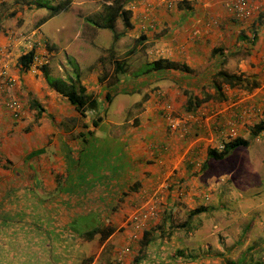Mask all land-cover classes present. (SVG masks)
<instances>
[{"label": "crops", "instance_id": "crops-1", "mask_svg": "<svg viewBox=\"0 0 264 264\" xmlns=\"http://www.w3.org/2000/svg\"><path fill=\"white\" fill-rule=\"evenodd\" d=\"M138 3L133 17L129 14L127 30L133 26L140 28L139 21L154 20L156 27L150 35L141 28L144 42L156 47L157 58L173 61L177 67L142 76H133V71L123 67L124 72L119 71L117 79L126 91L135 85L139 90L145 83L150 84L149 89L151 86L165 89V99L174 106L188 105L195 95L210 96L197 109L210 113L204 114L205 122L202 124L196 116L187 120L193 131L200 130V137L185 145V136L164 129L159 117L143 111L144 91L140 100L137 93L133 100L137 109L127 119L130 126L102 128L99 120L88 121L85 113L78 114L51 86L55 78L66 80L73 76L65 59L79 56L78 51L72 53L68 49L71 42L67 43L71 35L72 40L76 39L77 33L71 34L65 20L53 25L52 37L42 33L39 38L34 31L49 18L40 25L41 20L6 22L0 28V82L8 76L13 84L3 85L0 98L18 100L22 113L13 117L0 103V264H131L144 229L151 228L145 218L153 214L142 217L153 209L151 196H160L159 201L167 204L164 179L160 181L159 193L152 191V186L173 169L182 176L187 171H196L198 162L204 158H207L202 164L205 168L199 170L207 173L211 166H206L209 160L206 150L217 146L211 143L215 137L226 135L231 129L237 137L247 136L249 128L259 119L264 120L253 112L244 113L247 118L239 119L236 115L241 112L242 103H248L250 111L252 105L260 104L259 95L243 92L248 86L226 91L229 95H242L239 104L232 96L216 99L213 88H206L210 92L202 91L203 85H213L219 70L255 82L264 79V0H243L242 6L238 0H139ZM42 37L50 42L47 55L52 59L43 70L31 73L21 67L19 58L29 42H43ZM80 72L75 75L80 76L86 92L98 93L96 72L87 76ZM175 72L184 73L188 92L181 91L171 79V73ZM150 96L148 101L153 100ZM113 101L120 103L118 99ZM203 105L206 108L202 109ZM212 106H216V113L222 118L216 121L211 118ZM210 130L216 136H211ZM180 154L185 159L176 168L181 163ZM12 206L25 212L24 218L16 216L23 224L11 223ZM133 215L142 224L135 225ZM161 225L154 233L151 229L148 263L160 257L156 249L160 242L162 248L171 245L173 250L178 244L172 256L182 254L179 243L185 242L188 228L175 227L167 221ZM103 231L109 234L101 238ZM156 242L158 246H154Z\"/></svg>", "mask_w": 264, "mask_h": 264}, {"label": "rangeland", "instance_id": "rangeland-1", "mask_svg": "<svg viewBox=\"0 0 264 264\" xmlns=\"http://www.w3.org/2000/svg\"><path fill=\"white\" fill-rule=\"evenodd\" d=\"M58 1L0 0V28L2 29L3 25L10 21L11 23L19 20L24 21V23L34 20L35 22L39 21L47 15V9L53 7ZM138 1L132 2V0H129L128 3H125V7L130 10L131 17H133L135 8L139 5ZM104 3H106L105 0H71L67 10L59 11L52 18L49 17L48 20L50 21L37 27L34 33L39 36L44 34L46 37H52L55 34L53 25L58 20H65L64 23L71 27V34L77 33L76 39L72 40L71 35L67 43L71 42L68 49L72 53H74V50L78 51L79 56L74 60H65L67 61V67L72 70L73 77L76 76L74 71H81L80 73L83 76H87L89 73L92 75L93 71L96 72L95 75L98 79L96 91L99 89V92L94 97H96L98 104L95 109L86 110L85 115H87L86 119L88 121L99 116L98 123L102 125V128L130 126L129 122L131 121L127 119L137 109L133 107L136 102L133 100L136 97V93L140 100L141 92L144 91V94H142L143 105H141L143 111L146 114H155V118L159 117L163 121L164 129L168 132L172 131L173 134L185 136V145L190 144L193 140L200 137L201 133L197 128L198 134H196L197 131L191 129V124L187 120L190 116H196L197 120L199 122L201 120L203 124L205 122L202 120L204 114L209 115L210 113L204 110L197 112V109L198 104L201 105L208 99H203L204 96L202 95H195V98L200 100L199 102H196L194 98L189 105L184 103L174 106L168 102V99H165V95H167L165 89L156 86H151L149 89V83L142 85L139 90H136L137 85L128 88L127 91L132 92L131 95H128L124 88L125 86L117 79L119 72L115 73L113 70L114 62H123L125 70L132 72L144 62L158 59L156 47L146 41L144 42V35H141V33L144 34L142 29L147 30L146 35H150V32L156 27L155 21H139L140 28L133 26L126 30L122 28L121 21L118 19L114 26V31L117 33L92 24V26L86 25L84 23L85 17L101 9ZM38 4H41V6ZM41 23L42 21L39 22V25ZM32 26L34 27V23ZM115 34H118V37L115 38ZM39 42L41 41L39 40ZM48 44H50L49 41L45 42L46 50H44L45 52L47 51V54L50 51L48 50ZM47 54L46 65L52 59L51 57L48 58ZM61 55L64 57V51H62ZM183 74V72L181 74L171 73V79L177 83L181 91L188 92V85L184 84ZM58 79L62 80L61 78ZM256 81L258 82L257 87L246 88L247 90H243V92L247 91L248 95H251L252 92L254 96L259 95L260 97L263 92L264 79ZM240 85L234 87L241 89L240 87L248 86L244 83ZM183 86L186 88L183 89ZM206 88L213 87L203 85L202 91L204 93L210 92V89ZM228 88L232 90V87L223 85L220 95L216 93L215 97L218 96L216 99H220L223 95L238 99L242 97L239 94H227ZM148 89L150 90L149 93ZM111 90L113 91L112 93L115 92L113 95L110 92ZM108 92H110V96H108ZM196 92L198 94L199 90ZM121 94H125L128 97ZM132 95L133 98L130 97ZM149 95H151L150 97L153 96V100L148 101ZM238 95L239 97H237ZM116 99L120 101L119 104L112 102V100ZM194 102L198 104L195 105ZM201 108H206V105ZM113 109H115V114H113ZM212 109L214 116L211 118H214L215 121L218 117L222 118L220 114L216 113V106H212ZM236 115H238L239 119L245 117V115L241 116L239 112ZM152 117L150 116V118ZM124 118L126 119L122 121ZM261 122H264V120L259 119L255 124ZM249 130L250 128L247 131ZM208 132L211 136H216L215 131L210 130ZM235 135L234 132L232 136L236 137ZM205 136L207 135L204 134ZM233 137H230L228 133L215 137L211 143H215L217 146L212 147L220 149V144L223 141ZM241 138L248 140L247 145L228 150L227 154H224L218 160L209 158L206 166L210 165L211 167H209L207 173L202 172V169L205 168L202 167V164L207 160V158H204L205 160L201 161V159L198 162L199 168H202L201 170L197 168L196 171H187V174L182 176L176 173V169H173L166 177H161L154 184V187L152 186V191L159 193L162 191L161 187H159L160 181L164 179L163 194H166L167 201V204H164L161 200L159 201L160 196H151L154 198L152 209L154 213L145 219L146 222H150L153 233L158 231L157 227H161V224H164L165 221L176 225L175 227L188 229H186L185 242L179 243L181 249L183 248L182 254L172 256V252H174L178 244L174 250L171 245H163L162 248L161 239L155 237V240L161 243L160 246L157 245V242L154 244V246H158L156 247L157 253L161 255L155 260L156 262L150 263L145 257L146 264H257V261L264 262V139L258 134L251 136L250 131L249 135ZM181 154L178 158L181 163L178 166L176 165V168L183 165L182 159H185V156ZM170 170L171 168L168 172ZM15 204H19V202ZM21 204L24 207V204ZM199 205L205 206L207 208L206 211L189 215V212ZM12 211L13 214L11 213L10 215L11 223L16 225L23 224V222L18 221L19 219H16V216L21 215L24 218L25 212H20L16 206H12ZM82 224L83 221H80L81 226ZM9 228V230L14 231L13 226H9ZM93 241L94 239L90 241L91 246ZM89 246L87 245V247Z\"/></svg>", "mask_w": 264, "mask_h": 264}, {"label": "trees", "instance_id": "trees-1", "mask_svg": "<svg viewBox=\"0 0 264 264\" xmlns=\"http://www.w3.org/2000/svg\"><path fill=\"white\" fill-rule=\"evenodd\" d=\"M106 3L102 4L101 9L98 11L92 13L91 15H88L85 17V21L95 25L99 28H105L108 29L114 33H117L114 31V26L116 24V21L119 19L122 24V28L126 29L130 27V22L128 20L130 10L125 7V3L127 0H105ZM71 0H59L53 7H50L47 9L48 13L46 16L42 17L40 20L43 22L44 20L48 19L49 17L54 16L56 13L62 10H67L68 6L70 4ZM41 6V4H38ZM118 37V34H115V38ZM43 42H47L44 38L41 39ZM33 51L29 50L23 53L20 58L19 62L23 69H26L31 57H32ZM46 67V65L42 66L41 70H43ZM124 63L122 62H114V71L117 73L124 72L123 71ZM177 65L173 61H169L166 59L158 58V59H152L150 61H146L140 66H138L135 70H133V76H142L147 74H157L163 69H176ZM77 72V71H74ZM216 78L221 80L220 82L216 81ZM214 83H213V89L216 91V93L220 94L222 90L223 85H227L228 87H234L238 86L242 83L245 85L248 84L247 89H252L257 86V82L254 80H250L246 77H241L240 75L235 74H227L221 70L217 71L214 75ZM51 86L53 89L66 98V100L74 107V109L77 111L78 114L84 115L86 110L95 109L96 105L98 104L96 97L92 95L91 93L86 92L84 86L81 84L79 80V75L76 74L75 77L72 76V78H67L66 80H59L54 79L51 82ZM210 96H204L203 99L208 98ZM212 98V96H211ZM196 102H199L200 100L194 99ZM191 101L189 102V104ZM188 104V105H189ZM197 105L198 103H195ZM188 108V107H187ZM99 120V116H96L95 118H92L93 123H97ZM264 131V122L262 124H254L250 128V135L254 136L258 132ZM248 143V140L241 137H233L228 140H225L221 144V148H208L206 150V155L208 158L216 159L218 160L221 158L224 154H227L228 150L237 148L239 146H246ZM206 207L203 205H199L195 208H193L189 215H194L197 213H201L203 211H206ZM191 213V214H190ZM160 227V226H159ZM160 229V228H159ZM107 231H110L107 229ZM103 231L101 233V238L107 236L109 232ZM153 240V234L151 232V228L145 229L143 231L142 237L140 240H138V250L137 254L133 257L131 264H137L140 263L142 260H145V257L147 258L151 241ZM182 251V250H181ZM180 252V250L178 251ZM177 253V252H176ZM231 263V262H230ZM232 264V263H231ZM257 264H264L263 261H257Z\"/></svg>", "mask_w": 264, "mask_h": 264}, {"label": "built area", "instance_id": "built-area-1", "mask_svg": "<svg viewBox=\"0 0 264 264\" xmlns=\"http://www.w3.org/2000/svg\"><path fill=\"white\" fill-rule=\"evenodd\" d=\"M242 4H243V0H238V5L242 6ZM32 42L28 43L29 47L26 50V51H29V50L33 51V54H32V57H31V60L28 64V66H27V69L30 70L31 73H36L37 71L41 70L42 66L46 65V63H47V58H46L47 51L45 52L46 49L44 50L45 43L34 41V40H32ZM11 84H13V80H11L8 76H6L5 81L2 80L0 82V93L2 91L3 85H11ZM262 89H263L262 95L260 97L258 96L260 104L259 105H252L251 106L252 111H250V109L247 110L248 103L246 105H244V103H242L241 104V112H240L241 116H243L244 113H247V112L252 113L253 112L256 115L258 114V115L264 117V84L262 86ZM240 100H241V98L236 99L238 104L240 103ZM0 103L3 104L4 107L7 108L11 112V115L13 117H19L20 114L22 113V111L20 109V104H19L18 100H16L15 98H8V99H4V100H2L0 98ZM233 131L234 130H230L228 132V135L230 137H233L232 136V135H234ZM258 136H260L264 139V131L259 132ZM220 146H221V144H220ZM153 213H154L153 210H151V212H147V213L143 214L142 217H146L147 215L153 214ZM131 219L135 221V225L142 224L140 222V219L138 221V219L135 215H133L131 217Z\"/></svg>", "mask_w": 264, "mask_h": 264}, {"label": "bare ground", "instance_id": "bare-ground-1", "mask_svg": "<svg viewBox=\"0 0 264 264\" xmlns=\"http://www.w3.org/2000/svg\"><path fill=\"white\" fill-rule=\"evenodd\" d=\"M38 36H39V35H38ZM39 37H40V36H39ZM39 37H38V38H39ZM21 38H22V37H21ZM44 43H45V42H44ZM43 47H44V46H43ZM44 49H45V48H44Z\"/></svg>", "mask_w": 264, "mask_h": 264}]
</instances>
